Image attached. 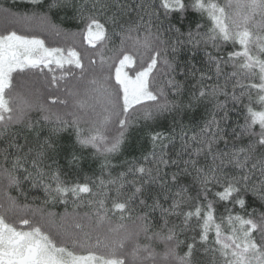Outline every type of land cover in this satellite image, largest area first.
<instances>
[{"label":"snow or ice","instance_id":"snow-or-ice-1","mask_svg":"<svg viewBox=\"0 0 264 264\" xmlns=\"http://www.w3.org/2000/svg\"><path fill=\"white\" fill-rule=\"evenodd\" d=\"M0 264H264V0L0 3Z\"/></svg>","mask_w":264,"mask_h":264},{"label":"trees","instance_id":"trees-1","mask_svg":"<svg viewBox=\"0 0 264 264\" xmlns=\"http://www.w3.org/2000/svg\"><path fill=\"white\" fill-rule=\"evenodd\" d=\"M3 2H5V0H0V3H3ZM6 2L7 3H11V0H6ZM72 30H76L74 27L72 28ZM91 51V50H90ZM13 195H15V193H13ZM54 211H62L63 210V208H62V206H57L55 209H53Z\"/></svg>","mask_w":264,"mask_h":264}]
</instances>
